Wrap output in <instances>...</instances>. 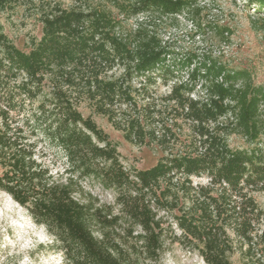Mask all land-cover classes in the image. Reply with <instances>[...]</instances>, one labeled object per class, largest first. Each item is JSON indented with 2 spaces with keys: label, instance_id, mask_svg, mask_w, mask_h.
I'll return each mask as SVG.
<instances>
[{
  "label": "trees",
  "instance_id": "trees-1",
  "mask_svg": "<svg viewBox=\"0 0 264 264\" xmlns=\"http://www.w3.org/2000/svg\"><path fill=\"white\" fill-rule=\"evenodd\" d=\"M88 1L62 8L0 0V13L37 3L41 25L27 52L0 25V191L44 227L66 264L157 261L165 241L205 264L264 254V211L253 198L264 193V86L247 69L182 53L160 36L166 21L199 15L192 0H132L117 5L120 18ZM248 1L264 13V0ZM148 15L133 30L123 26ZM160 86L168 87L164 95ZM82 104L127 143L162 155L150 168H127ZM25 111L30 118L20 125ZM38 130L62 150L64 181L41 160ZM230 133L250 147L230 148ZM82 180L114 191L117 212L85 192ZM161 213L172 222L165 225Z\"/></svg>",
  "mask_w": 264,
  "mask_h": 264
},
{
  "label": "rangeland",
  "instance_id": "rangeland-1",
  "mask_svg": "<svg viewBox=\"0 0 264 264\" xmlns=\"http://www.w3.org/2000/svg\"><path fill=\"white\" fill-rule=\"evenodd\" d=\"M50 1L59 3L62 8L82 5L80 0ZM130 1L132 0H89L87 6L104 9L120 18L117 5ZM192 1L200 8L199 15L188 18L180 16L178 24L174 26L164 21L166 25H160L158 29L160 36L170 38L182 53L193 51L198 54H210L229 68L247 69L253 82L264 86V13H254L253 6L248 0ZM35 4L37 3L24 2L12 10L0 13V25L4 34L18 49L25 52L29 50L31 40L38 39L41 35L39 11ZM152 17L153 15L146 18L141 16L131 18L123 21V26L126 31L133 30ZM197 24L200 25L199 29ZM167 90V86H160L159 94L164 95ZM79 111L84 117L90 116L110 140L117 144V150L127 168L131 166L138 169L150 168L162 155L156 146L137 147L127 143L121 133L115 131L104 117L94 114L85 104L79 107ZM23 118H30V111H25L24 115L17 119L18 124H22ZM261 120L264 121V105ZM24 130L26 134L30 133L28 128ZM33 138L37 141L41 160L55 177L64 181L67 164L62 150L50 144L40 130ZM260 139L264 140V131ZM226 141L232 149L250 147L237 133L227 135ZM198 181L205 183L204 179L194 180L195 183ZM80 185L85 192L97 198L99 204L110 205L113 212H117L114 191L103 190L91 180H82ZM253 198L264 211V193H254ZM161 216H164L165 225L172 222L170 216L163 213ZM172 228L175 229L174 226ZM125 246L129 247V244ZM164 246L165 251L157 261L139 259L136 264H205L195 253L179 244L165 241ZM242 257L238 253L233 254L230 257L231 264H257V259L264 263V254L260 251L252 257V261L250 259L243 261ZM0 264H66L62 253L53 246L51 237L44 227L35 224L27 211L2 191H0Z\"/></svg>",
  "mask_w": 264,
  "mask_h": 264
}]
</instances>
